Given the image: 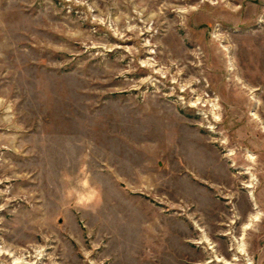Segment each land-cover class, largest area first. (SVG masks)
<instances>
[{
  "label": "rangeland",
  "instance_id": "374dc122",
  "mask_svg": "<svg viewBox=\"0 0 264 264\" xmlns=\"http://www.w3.org/2000/svg\"><path fill=\"white\" fill-rule=\"evenodd\" d=\"M214 256L264 264V0H0V264Z\"/></svg>",
  "mask_w": 264,
  "mask_h": 264
},
{
  "label": "bare ground",
  "instance_id": "6f19581e",
  "mask_svg": "<svg viewBox=\"0 0 264 264\" xmlns=\"http://www.w3.org/2000/svg\"><path fill=\"white\" fill-rule=\"evenodd\" d=\"M247 158L249 159V160H253V157L252 156H250V155H248L247 156ZM247 188H251V186L250 185H247L246 186ZM256 219V217H254L252 220H255ZM247 226V225H246ZM209 249H213V247L211 246ZM233 250H235V253L236 254H238V256L240 255H243V249H242V246L238 243V242H236V244H235V248L233 249ZM214 258V260H213V262H219V263H221V264H234V263H232V262H236V261H238V259L237 258H233L232 260H230V261H227V260H225L224 258H220V257H218V256H214L213 257ZM250 263V262H249Z\"/></svg>",
  "mask_w": 264,
  "mask_h": 264
}]
</instances>
